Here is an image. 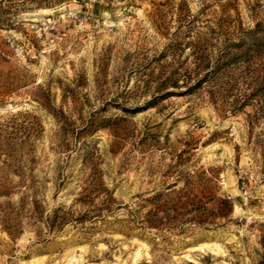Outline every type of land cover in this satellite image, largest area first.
I'll return each mask as SVG.
<instances>
[{
	"label": "rangeland",
	"instance_id": "374dc122",
	"mask_svg": "<svg viewBox=\"0 0 264 264\" xmlns=\"http://www.w3.org/2000/svg\"><path fill=\"white\" fill-rule=\"evenodd\" d=\"M0 264H264V0H0Z\"/></svg>",
	"mask_w": 264,
	"mask_h": 264
}]
</instances>
